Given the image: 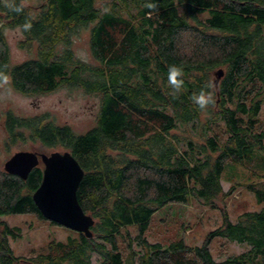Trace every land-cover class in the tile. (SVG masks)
I'll return each mask as SVG.
<instances>
[{
	"label": "trees",
	"instance_id": "1",
	"mask_svg": "<svg viewBox=\"0 0 264 264\" xmlns=\"http://www.w3.org/2000/svg\"><path fill=\"white\" fill-rule=\"evenodd\" d=\"M27 1L0 0V84L9 79L26 95L80 88L99 105L84 133L45 115L6 111L7 147L29 138L70 151L84 170L77 198L94 223L90 238L76 232L22 257L8 240L15 227L0 221V264H92L94 254L100 264H264V207L234 222L222 209L221 224L200 245L177 239L163 246L145 237L152 214L166 204L192 197L219 208L227 162L264 167V0ZM8 28L20 29L36 57L11 64ZM80 29L88 30L96 63L72 49ZM172 65L181 69L179 91L167 81ZM216 68L224 74L214 86ZM201 92L211 97L203 109L193 100ZM180 127L200 140L173 133ZM41 179L39 166L26 179L0 170V217L44 218L32 199ZM250 189L264 202V183ZM216 237L247 248L216 260Z\"/></svg>",
	"mask_w": 264,
	"mask_h": 264
},
{
	"label": "rangeland",
	"instance_id": "2",
	"mask_svg": "<svg viewBox=\"0 0 264 264\" xmlns=\"http://www.w3.org/2000/svg\"><path fill=\"white\" fill-rule=\"evenodd\" d=\"M99 4L103 0H97ZM35 4L36 0L25 2ZM201 18L206 14H201ZM6 42L9 48L11 64L21 63L36 57L35 46L24 45L23 36L19 28L5 30ZM72 49L81 59L89 63H96L89 50V34L87 29H80L73 36ZM218 69V68H216ZM214 69V71L216 70ZM214 78L213 72L211 79ZM99 100L94 95L85 94L80 88L58 87L54 91L26 95L15 90L6 79L0 84V170L5 160L17 150H36L49 153L64 151L61 146L45 147L39 141L25 139L7 147L8 135L4 127V113L12 111L22 117L47 116L58 125H68L75 133H84L96 123V113ZM191 137L193 141L200 140L194 129L188 133L180 127L173 131ZM212 131L208 134L211 135ZM186 142L179 146L185 147ZM42 166V163L40 162ZM264 183V167L261 164H234L227 162L221 175L222 195L216 201L219 208L210 207L203 202L190 197L186 203H169L155 211L151 218L146 239L151 243L165 246L169 242L182 239L188 245H200L206 234L221 224V210L224 209L230 220H237L238 215L246 210H259L264 202L259 203L250 187H261ZM0 221L15 227L17 236L8 238L10 247L16 256L31 257L43 252L52 240L65 241L75 236L76 231L62 225L53 224L45 218L33 214H7L0 217ZM135 234V229L129 227ZM247 248L246 245L214 238L210 243V250L216 260H222L228 255L238 254ZM121 249L126 250L125 244ZM98 255L92 256V264H100Z\"/></svg>",
	"mask_w": 264,
	"mask_h": 264
},
{
	"label": "water",
	"instance_id": "3",
	"mask_svg": "<svg viewBox=\"0 0 264 264\" xmlns=\"http://www.w3.org/2000/svg\"><path fill=\"white\" fill-rule=\"evenodd\" d=\"M223 74L222 68L213 71L214 86H217ZM39 162L43 163L42 179L32 193V199L40 214L49 221L90 238L92 236L90 227L94 219L85 213L76 194L84 170L70 151L37 153L17 150L5 160L3 170L26 179Z\"/></svg>",
	"mask_w": 264,
	"mask_h": 264
},
{
	"label": "clouds",
	"instance_id": "4",
	"mask_svg": "<svg viewBox=\"0 0 264 264\" xmlns=\"http://www.w3.org/2000/svg\"><path fill=\"white\" fill-rule=\"evenodd\" d=\"M149 8L153 7L152 4H148L147 5ZM17 12H19L21 9L20 8H16L15 9ZM23 28L25 30H28L31 28V23L30 22H26L23 25ZM181 76V69L172 65L169 66L168 68V76H167V81L168 83L177 91H179L182 87L183 81L181 79H178V77ZM193 100L195 101V103L201 108L203 109L208 103L211 102V97L210 94H205L204 92H201L199 95H194L193 96Z\"/></svg>",
	"mask_w": 264,
	"mask_h": 264
},
{
	"label": "flooded vegetation",
	"instance_id": "5",
	"mask_svg": "<svg viewBox=\"0 0 264 264\" xmlns=\"http://www.w3.org/2000/svg\"><path fill=\"white\" fill-rule=\"evenodd\" d=\"M30 151V150H29ZM32 151H35V152H37V153H40V151H36V150H32ZM42 163V162H41ZM37 166H39V167H41V169H43V163H42V166L40 165V162L38 163V165Z\"/></svg>",
	"mask_w": 264,
	"mask_h": 264
}]
</instances>
